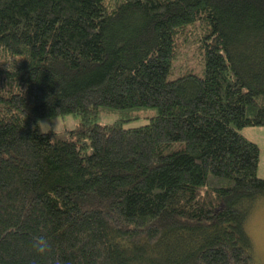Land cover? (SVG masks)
Returning a JSON list of instances; mask_svg holds the SVG:
<instances>
[{
	"label": "trees",
	"instance_id": "obj_1",
	"mask_svg": "<svg viewBox=\"0 0 264 264\" xmlns=\"http://www.w3.org/2000/svg\"><path fill=\"white\" fill-rule=\"evenodd\" d=\"M249 127L264 0H0V264H249Z\"/></svg>",
	"mask_w": 264,
	"mask_h": 264
},
{
	"label": "rangeland",
	"instance_id": "obj_2",
	"mask_svg": "<svg viewBox=\"0 0 264 264\" xmlns=\"http://www.w3.org/2000/svg\"><path fill=\"white\" fill-rule=\"evenodd\" d=\"M190 32L188 37L190 40L186 43L184 39V45H181L180 52L178 54L177 60L174 64V72L176 75L179 71L184 72L187 70H193L196 73L200 71V52L198 45ZM183 40V39H182ZM181 40V41H182ZM112 118L101 122L111 123ZM79 125V120L73 116H66L63 118H54L51 120H41L39 122L38 128L41 132H54L62 133L64 131H70L75 129ZM135 127L138 123L129 124L125 127ZM240 134L245 137L250 142L257 145L260 152L257 177L264 178V127H249L240 131ZM247 232L251 238L252 246L255 251V258L264 259V207L256 204L251 211V214L247 220L246 225Z\"/></svg>",
	"mask_w": 264,
	"mask_h": 264
},
{
	"label": "clouds",
	"instance_id": "obj_3",
	"mask_svg": "<svg viewBox=\"0 0 264 264\" xmlns=\"http://www.w3.org/2000/svg\"><path fill=\"white\" fill-rule=\"evenodd\" d=\"M256 203L262 207H264V194H261L257 197ZM50 247L49 241L44 237H38L35 240L34 248L40 254H46ZM245 254L249 256H253V259L249 262V264H264V259L255 258L254 249H246Z\"/></svg>",
	"mask_w": 264,
	"mask_h": 264
}]
</instances>
